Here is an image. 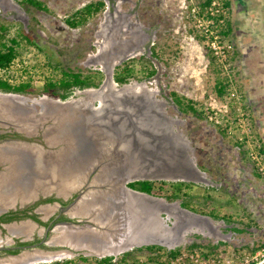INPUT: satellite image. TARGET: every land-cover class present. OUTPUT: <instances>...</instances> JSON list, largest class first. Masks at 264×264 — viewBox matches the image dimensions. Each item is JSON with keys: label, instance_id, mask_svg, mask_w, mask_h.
I'll return each instance as SVG.
<instances>
[{"label": "rangeland", "instance_id": "rangeland-1", "mask_svg": "<svg viewBox=\"0 0 264 264\" xmlns=\"http://www.w3.org/2000/svg\"><path fill=\"white\" fill-rule=\"evenodd\" d=\"M42 1L48 10L24 5L19 0H0V22L7 26L6 36L19 38L17 56L7 68L0 69V75L13 82L31 79L38 85L33 93L6 96L18 99L19 104L6 102L3 106L10 111L20 108L27 116L26 125H38L39 122L32 118L33 112L50 113L54 109L51 107L54 99L60 98L50 92H41L40 86L46 78L60 77V66L82 72L100 69L103 79L98 86L77 88L66 98L68 102L64 104L72 112L84 111L76 121L82 122L76 129H83L82 125L90 130L108 129L110 135H106L101 144L104 150L105 145H119L116 137L121 145H131V136L138 142L139 149L151 145L153 149L148 155L146 149L142 151L143 157L137 154L138 175L166 182L148 194H139L124 185L129 176L135 177L137 166H126L122 161L105 167L110 161L104 163L102 160L98 172L105 183L97 188L103 190L92 188L93 193L89 191L83 203H77L76 212L104 214L113 221V227L125 228L123 232L133 227L131 237L139 242L147 233L168 242L164 244L168 247L190 241L220 242L217 254L229 257L231 264L260 262L264 258V248L251 252L249 247L264 243V152H260L264 141L256 136L252 138L228 79L224 80L225 92L222 95L216 92L217 74L210 67L203 42L198 38L204 35V42L213 48L214 36L218 34L219 45L228 50L232 37L207 25L195 0H104L103 9L76 27L65 22L66 15L94 0ZM252 8L254 6L249 5L246 12H254ZM215 29L212 36L211 31ZM217 55L222 74L226 73L228 78L226 50L224 63ZM122 60L133 66V73L127 82L118 83L107 74L113 75L114 67ZM150 69L153 70L151 74L148 73ZM171 91L182 96L184 101L192 99L198 113L178 106ZM0 95L4 93L0 91ZM255 97L264 104L263 97ZM2 98L0 96L4 100ZM64 119H58L52 129H58ZM42 120L46 123L51 119ZM2 122L0 127L7 126ZM261 127L264 131V125ZM68 136L63 152L70 159L64 164L69 165L75 161L77 143L73 142H77L78 137L74 133ZM124 137H128V141L125 142ZM236 141L243 143L245 153ZM91 142L88 134L80 139L81 145L91 148L92 152L96 145H90ZM253 149L257 158L253 156ZM146 161H149L148 167L141 165ZM64 164L56 163L59 175L66 172ZM13 169L10 166L7 175ZM15 174L16 171L12 173ZM44 174H53L52 167ZM175 179L195 183L189 189L184 188L183 195L189 192L190 202L201 211L182 206L181 198L164 197L170 189L167 181ZM56 180L57 184L61 179L57 177ZM110 192L114 194H108ZM85 204L88 207L83 210ZM208 211L225 215L229 220L212 217ZM27 221L9 225L5 235H0V244L12 243L15 235L21 237L19 228ZM138 224L139 232H136ZM108 230L106 228L104 233ZM79 238L92 240L97 245L96 238L89 233ZM46 245L50 248V243ZM135 245L138 244L134 242L125 248L108 239L103 247L107 251L111 248L107 254L116 255ZM39 249L42 248L33 247L18 254L17 258H14L15 253L9 259L0 255V263L33 264L54 260L49 264H95L78 256L84 254V249H69L67 253L48 257H42ZM146 257L145 251H136L129 261L121 264H151Z\"/></svg>", "mask_w": 264, "mask_h": 264}, {"label": "flooded vegetation", "instance_id": "flooded-vegetation-1", "mask_svg": "<svg viewBox=\"0 0 264 264\" xmlns=\"http://www.w3.org/2000/svg\"><path fill=\"white\" fill-rule=\"evenodd\" d=\"M257 26H260L259 28L262 29H259L258 33L254 31ZM239 27V29H241L240 33L236 30L238 38L240 34L243 36L247 33L251 34V41L250 44H247V48L250 47V45L256 48L257 45L260 49H264V21L256 24V22L248 18L246 22H243L241 25L239 24ZM230 32H232V29ZM238 38L236 40L232 38V44H230L228 49V84L232 88V95L235 101L238 102L243 120L247 119L252 138L256 136V138L259 137L260 140L263 139L264 141V131L259 128V126L261 127L264 125V104L255 97L259 95L264 98L263 55L259 54L254 58V62L251 61L250 63L247 59V50L245 49L244 51L240 48V45H242L240 43L243 42V39ZM234 40L237 45L233 44ZM236 48L238 52H236ZM1 114L2 112H0V116ZM18 119L22 122V119H27V116H19ZM2 123L7 122L3 121ZM5 125L7 126L0 127V214L16 211L17 214L20 215L19 217H13L11 219L0 220V235H5L8 226L13 222L28 221L22 224V227H20L21 229L19 228V230H21V237L15 235L12 243L7 244L4 242L0 244V255L9 259L11 254H22L33 247H39L45 250L64 248V245L61 246L57 244H50V248H47L46 244H49L48 241L53 234L52 228L59 221H83V219H86V217L78 216V218L77 216L70 215L71 212H76L75 208L80 200L78 197L86 195L87 187H92L97 190L99 189L97 187L100 185L102 186L105 182H103L104 180L101 176L93 181V173L89 176L83 175L87 167H82L83 171L78 175L82 176V179H80L81 183L71 180L74 171L80 169L77 166L78 164L74 169L73 167L65 168L66 172H64L63 175L58 174L55 176V164H64L68 159L67 153L63 152L64 142L49 145L47 138L49 141L55 139V134L52 136L51 133H45L46 130H44L42 126H23L22 123L20 125L18 123H12V121ZM262 145H264V142ZM57 149L59 150L55 152V156H51L50 151ZM36 153L39 156L41 155L40 157H42L41 161L43 165L41 166L39 162L36 165L37 169L41 170L42 168L44 170L45 168V170H49V165H44V163H48L49 161L48 164L52 167L53 174L34 178V176L28 172L29 169H24V167H32L31 164L35 161ZM101 155L103 154L101 153ZM53 157L55 161L53 160V163H50ZM93 160L96 161L84 162L83 164L88 166L92 164L98 166L103 165V159L99 158ZM68 161H70V159H68ZM113 162L117 163L118 160H111L110 163L104 164V166L109 167ZM69 165H71V162ZM10 166L14 169L10 173L11 175H7ZM64 166L67 167L68 164H64ZM105 169L106 168H104V170ZM112 170L113 169H111V171ZM15 171L16 174L13 176L12 173ZM57 177L61 180L56 184L55 181L57 182ZM64 179H70L71 181L67 183ZM76 183L77 186H75ZM127 183L128 182H126V184ZM102 190L99 189L98 191L102 192ZM108 194L114 193L110 192ZM48 197L53 198L45 200ZM49 207L51 208L49 209ZM86 207L88 206L86 205L85 208ZM32 213H35L37 218L32 217L30 215ZM62 214L70 217V219L66 220L60 218ZM15 248H17L18 251H12V249Z\"/></svg>", "mask_w": 264, "mask_h": 264}, {"label": "trees", "instance_id": "trees-1", "mask_svg": "<svg viewBox=\"0 0 264 264\" xmlns=\"http://www.w3.org/2000/svg\"><path fill=\"white\" fill-rule=\"evenodd\" d=\"M24 5H33L39 9L48 10V6L42 0H19ZM200 12L206 18H213V22L209 23L212 28L217 27L220 34L224 36L229 35L228 24H227V15L225 14V9L227 5L226 0H221L223 6V21H219V16H214L207 11V6L211 3V0H195ZM105 6L104 0H94L89 1L82 5L81 7L75 9L70 14L66 15L65 22L72 27H76L84 24L90 17L97 14L101 9ZM7 26L4 23L0 22V69L7 68L14 58L18 54V45L19 38L17 35H13L10 37L6 36ZM200 41L203 42V46L206 50L207 57L209 59V65L213 69V71L217 74L215 80V89L219 95H222L225 92L226 84L224 80L228 79L226 73L222 74L221 71V62L218 55L215 53L214 49L206 42H204V35L198 37ZM226 54L229 53L227 49ZM133 66H131L126 60L120 61L113 70V79L118 83H124L129 80V77L133 73ZM61 76L52 79L46 78L40 86L41 92H50L51 94H55L61 99H65L73 94L74 90L77 88H84L90 86H98L102 79L103 73L100 69H92L87 72H82L80 70H76L70 66H60ZM223 70V69H222ZM224 72V71H223ZM148 73H153V70L150 69ZM221 74V75H220ZM38 85H36L31 79L20 80L18 82L11 81L8 77H4L0 75V91H12L18 93H33L38 90ZM171 94L174 97V101L184 109H189L192 112L198 113L197 107L192 102V99H185L182 96H179L174 91H171ZM184 99V100H183ZM239 145L240 149L245 153L243 143L236 141ZM260 152H264V147L260 148ZM169 183L170 189L164 193V197L167 199L171 198H181L180 204L184 207L190 208L194 211H201L192 203L187 195H183L185 191L183 189L191 188L195 183L189 180L184 179H175L167 181ZM166 182L164 179H150V178H141L128 181V185L134 189L152 192L153 189L157 186H162ZM53 197H48L45 200L52 199ZM208 214L215 218H223L225 220H229L225 215H220L213 211H208ZM20 214H17L16 211H10V213L0 214V220H7L13 217H19ZM32 217L37 218L35 213L30 214ZM60 218L70 219V217L62 214ZM219 244L220 242H210V243H202L198 241H190L184 244H178L173 247H168L158 243H146L141 245H135L129 249H125L114 254H105L103 256L98 255H85L80 253L78 256L81 259H90L95 262V264H121L129 261L133 253L136 251H145L146 252V260L151 262V264H156L160 262L161 256H165V258L174 256L177 252L183 249L196 250L202 255H212L217 254L219 252ZM261 248H264V243H259L257 245L249 247L251 252H255ZM12 251H18L17 248L12 249ZM66 259V258H65ZM257 261V260H256ZM256 261L252 260L247 264H255ZM53 261H42L36 262L33 264H49L53 263Z\"/></svg>", "mask_w": 264, "mask_h": 264}, {"label": "water", "instance_id": "water-1", "mask_svg": "<svg viewBox=\"0 0 264 264\" xmlns=\"http://www.w3.org/2000/svg\"><path fill=\"white\" fill-rule=\"evenodd\" d=\"M107 76H108V78H112V74L110 72L107 74ZM2 92L6 96L21 94V93L12 92V91H2ZM2 99L5 100L6 97H4ZM54 100H55L54 106L53 105L51 106L52 109L53 108L54 109L50 113H46L44 111H40L37 113L33 112L34 117H32V118L39 122L38 125H35V126H42V127H44V130H46L47 128H49L51 130L54 127L53 124H55L58 119L65 118L62 122L60 121V123L58 125V129L56 130V133H58V131L62 132V133H64V136L67 134H71V133L76 134L78 137V140H77V142H73V144L77 143V145H81L80 139L85 137L86 134H88L89 137H91V140H92L91 143L92 144L90 143V145H101L103 142L102 141L103 138H106V135H108V136L110 135V133L108 132V129H102V131L92 129V131H94V133H92L91 131H87V128L85 127V125H82L81 127L83 129L80 128L81 130L78 131L77 129L79 127V124L82 122H76V121L81 119V117H82L81 115L84 114V111L78 110V111L72 112L71 111L72 109L71 110L68 109V105L64 104V103L68 102L66 98L65 99L59 98V99H54ZM3 105H4V103L0 102V110L4 107ZM58 106H60V107H58ZM24 113H26V112L24 111ZM27 113H31V112L28 111ZM93 113L94 112H92L91 114H93ZM91 117L93 118L94 116H91ZM43 118L44 119L50 118L51 121L44 123L42 120ZM6 124H9V122H7ZM72 127H74V128H72ZM66 129H70L71 131L67 132ZM52 130H55V129H52ZM66 140H69V139L67 138ZM93 166H95V167H93ZM74 167H76V165ZM92 167L96 169L92 178L95 179V178L101 176V174H99L100 172H98L99 171L98 165H92L91 168ZM67 183H69V182H67ZM125 184H126V182L124 183V185ZM89 187H90V185H89ZM127 187L130 190L133 189L132 187H130L128 185H127ZM91 190H92V187H90V188L87 187L86 194L89 191H90L89 194L93 193V191H91ZM132 191L138 192L139 194H142V195L148 194V192L137 190V189H133ZM94 195H96V194H94ZM78 198H80L79 202L81 201L83 203L82 199H85V196L81 195ZM70 215H74L77 217L78 216L79 217L80 216L86 217V221H59V222H57L54 225V227L52 228L53 234L51 235L48 243H50L52 245H56V244L61 245V246L64 245L65 247L59 248V249H48V250L39 249V250H37L42 255V257H44V256L48 257V255H57V254H61V253H67L70 251L69 249H76V250H80V251H81V249H84V250H82V252L84 254L85 253L86 254L92 253V254H95L98 256H103V255L107 254L108 251H111V248H109V250L107 251V249L103 247V246H105V242L108 241V239L112 243L114 242V245H116V246L125 245L124 246L125 248L127 247V245L130 246L134 242H136L138 245H141V242L142 243H158V244H162V245L168 243V242H165L164 240L157 239L156 237H154V235L152 233H147L143 237V239H141V242L134 240L133 239L134 237H131L132 231L130 232V230L133 227H130L131 229L129 231L123 232L125 230V228L113 227L112 226L113 221L110 218H107L104 214H95L94 212L87 211V212H71ZM138 227H139V224H138L137 228ZM106 228H108L109 230L104 233V230ZM137 230L138 231H136V232H139V228ZM83 233H89V235H93L96 238V239H94V242L97 241V245L100 244L101 242L103 244L101 246H97V245L92 243V240L91 241L90 240H84V238L80 239L79 235H82ZM104 234L106 237L104 236ZM109 234H111V235H109ZM129 238H131V239H129ZM101 239H106V241L103 242ZM124 247H122V248H124ZM120 250H122V249H120ZM17 255L18 254H15L14 258H17ZM262 261H264V258L256 264H262Z\"/></svg>", "mask_w": 264, "mask_h": 264}, {"label": "crops", "instance_id": "crops-1", "mask_svg": "<svg viewBox=\"0 0 264 264\" xmlns=\"http://www.w3.org/2000/svg\"><path fill=\"white\" fill-rule=\"evenodd\" d=\"M226 1H227V5H226V9H225V14L227 15V24L229 25L228 26L229 35L232 38H234L235 40L238 38V33L236 32V30L239 31V33L241 31V29H239L240 28L239 24L241 25L243 22H246L248 18H250L251 20L256 22V24L260 23L261 21H264V0H252V1H248V0H226ZM249 5L254 6V8H252V9H254V12L253 11L246 12ZM259 27L260 26H257V28L254 30L256 33H258V30L261 29ZM231 29H232V32H230ZM233 30H234V33H233ZM250 36H251V34H249V33L244 34V36L241 34L239 35V38L243 39V42L240 43V44H242V45H240V48L244 51H245V49L247 50V56H248L247 59L250 61V63H251V61L254 62V58H256L259 54L263 55V63H264V49H262V48L260 49L257 45H256V48H255V46H251V45H250V47L247 48V44H250V41H251ZM235 40L233 41V44H236ZM236 50H237L236 52H238L237 48H236ZM253 62H252V64H253ZM162 133H164V132H162ZM68 135L69 134L64 136V133L58 131V133L55 132V135H54L55 139H53V141H49V139L47 138V142L49 145L65 142V141H67L66 139L69 137ZM163 138L165 140H168L165 138L164 134H163ZM132 141L133 140H132V136H131V138H130V144L131 145H121L120 143H119V145H115V147H114V145H105V147H107L105 150L103 148H101V145L100 146L96 145V146H93L92 152L90 151L91 148L86 149V145H76V148L74 151L75 161H74V163H71V165H68L67 168L73 167V169H74V166L78 164V167L80 169H79V171L72 174L71 180H74L76 182H80V179H82V176L76 178L77 176H74V175L82 172L83 171L82 167H88L83 175L89 176L92 173L93 174L95 173L96 169L93 168L95 166H93L91 168V166L89 167L88 165H84L83 164L84 162H95L96 160H93V159H99V158L103 159L104 162H109V161L113 160V158L115 156H117V157L114 159L118 160V163H122V161H124L123 165H126V166H134L135 165V166H137V168L134 170L135 177L129 176L126 179V182L131 181V180H135V179L150 178L148 176L139 177L138 173L140 171H138L139 163H138L137 154H139L141 156L144 155L142 153V151L144 149H146L147 155H148V153H150V150L153 148L151 145H147V147H145V145H143L142 147L144 149H139L138 145H136L137 143L133 141V143L135 144V145H133ZM42 148H41V150H42ZM58 150L59 149L53 150V151L51 150L50 151L51 156H55V152H57ZM101 153L103 155H101ZM37 155L38 154L36 153L35 161H33V163L31 164L32 165L31 168H28L27 166H26L27 168L24 167V169H29L28 172L30 174H32V176H34V178L42 177L43 175H45L44 173L49 172V170L51 168L50 164H48L49 163V161H48V163H44V165H49L48 171L45 170V168H44V170L42 168H41V170H38L36 165L39 162H40L41 166H43V165H42V161H41L42 157H40L41 155L40 156L39 155L37 156ZM53 160L55 161L54 157L51 158L50 163H53ZM151 164H152V162H151ZM93 165H96V164H93ZM141 165H146L148 167L149 161H146L145 164L142 163ZM54 168L57 169V171L55 172V176H57L59 173V168L56 164H55ZM131 172H133V171L131 170ZM92 177H93V175H92ZM64 180H66L67 182L71 181L70 179H64ZM92 180L95 181L96 179L92 178ZM262 264H264V261H262Z\"/></svg>", "mask_w": 264, "mask_h": 264}, {"label": "built area", "instance_id": "built-area-1", "mask_svg": "<svg viewBox=\"0 0 264 264\" xmlns=\"http://www.w3.org/2000/svg\"><path fill=\"white\" fill-rule=\"evenodd\" d=\"M207 11H209L211 15L219 16V21H223V16H222L223 9H222L221 0H211V3L207 6ZM202 17L203 19H205L204 21L209 26H210L209 23L213 22V18L206 19L203 15ZM213 31H217V29L211 31L212 32L211 34H213L212 36H214ZM216 36H214L212 46L213 48H215V52L219 54L221 60L223 61L222 63H224L223 54H224L225 48L219 45V39ZM247 140L249 143H251L248 137H247ZM251 149H252V146H251ZM252 152H253V156L257 158L256 151L253 149ZM159 261L160 262L156 264H231V260L227 256L225 257L219 254L202 255L196 250H189V249L179 251L172 257L165 258V256H161V259Z\"/></svg>", "mask_w": 264, "mask_h": 264}, {"label": "bare ground", "instance_id": "bare-ground-1", "mask_svg": "<svg viewBox=\"0 0 264 264\" xmlns=\"http://www.w3.org/2000/svg\"><path fill=\"white\" fill-rule=\"evenodd\" d=\"M16 95H18V94H16ZM0 96H4V97H6V95H0ZM3 97V98H4ZM6 100V101H5ZM5 100H1L0 99V101H1V103H6V102H8V103H10V104H19V102L17 101L18 99H8V98H6ZM4 109H2L1 110V112H2V114H1V116H0V120L1 121H6V122H11L12 121V123H18V124H20L21 125V123H22V125L24 126V125H26V120L25 119H22V122L20 121V119H18V117L19 116H23V111L22 110H20V108H16V110L15 111H10V109L9 108H5V107H3ZM10 111V112H9ZM18 116V117H17ZM20 118H22V117H20ZM30 125H32V123H30ZM56 128H55V130H50L49 128H47L46 129V133H51L52 134V136H53V134H55L54 132H56ZM67 130V132H70L71 130L70 129H66ZM50 131V132H49ZM87 131H91L92 133H94V131H92V130H90L89 128H87ZM127 138L126 137H124V141L126 142L127 140H126ZM50 141H53V139L52 140H50ZM116 141L117 142H119L120 144H121V142H120V139L119 138H117L116 137ZM137 144H138V142H137ZM77 171H79V170H76V171H74V173L75 172H77ZM79 174H75V176H78ZM83 210H85V207L83 206ZM82 212V211H81ZM83 212H85V211H83ZM65 232V231H64ZM20 258H22V257H20ZM19 259V258H18Z\"/></svg>", "mask_w": 264, "mask_h": 264}]
</instances>
